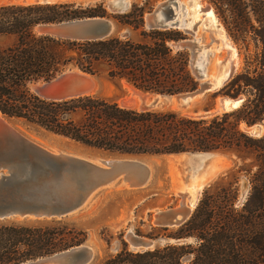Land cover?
I'll use <instances>...</instances> for the list:
<instances>
[{
  "label": "trees",
  "instance_id": "16d2710c",
  "mask_svg": "<svg viewBox=\"0 0 264 264\" xmlns=\"http://www.w3.org/2000/svg\"><path fill=\"white\" fill-rule=\"evenodd\" d=\"M245 53L243 69L220 93L243 95V105L205 120L169 109H127L95 95L64 101L39 98L31 85L77 70L104 75L138 90L166 95L191 93L199 82L190 52L174 48L181 32L144 28L145 5L108 14L103 2L0 5V113L82 146L123 156L222 153L235 158L227 174L204 192L191 217L176 228H151L148 238L166 242L148 250H120L98 264H264V134L242 126L264 125V0H209ZM110 17L135 33L72 41L38 34L44 24ZM210 106V105H209ZM248 194L236 204L239 181ZM86 233L63 223L0 221V264H20L86 241ZM186 239L184 243L172 240Z\"/></svg>",
  "mask_w": 264,
  "mask_h": 264
},
{
  "label": "water",
  "instance_id": "95a60500",
  "mask_svg": "<svg viewBox=\"0 0 264 264\" xmlns=\"http://www.w3.org/2000/svg\"><path fill=\"white\" fill-rule=\"evenodd\" d=\"M22 4H55L61 0H8ZM170 0L158 5L144 16L145 27L156 30H182L189 39L175 43L180 49L190 52V68L199 82L198 89L191 93L166 95L138 90L125 99L122 106L138 111L163 109L176 106L189 108L213 93L214 102L200 112H194L195 119L205 120L240 108L245 97L221 95L219 93L233 77L235 70L215 86L205 72V59L200 56L201 41L192 29L184 26L176 18L169 5ZM176 4V3H174ZM110 14L126 12L131 3L127 0H108ZM206 8H211L208 5ZM214 12V10H213ZM116 25L110 17L84 18L56 24H44L35 28L38 34L72 41L99 40L114 34ZM218 65L214 66L216 71ZM96 75L77 70L57 73L48 80L31 85L33 92L46 101H64L91 95L96 88ZM12 120L0 113V221H50L65 218L81 210L90 197L99 189L113 183L125 184L130 188H141L149 180L148 166L134 158L100 159L99 161L70 156L60 151L51 152L30 141L7 121ZM250 136L264 134L263 124L244 126ZM190 155H212V153H188ZM3 172L5 175H3ZM186 193L180 194L176 207L158 211L152 224L159 228H176L184 224L198 205L185 202ZM130 249L148 250L163 245L166 241H157L138 236L131 231L125 235ZM184 243L186 239L172 240ZM95 251L92 247L81 244L70 249L39 257L20 264H92Z\"/></svg>",
  "mask_w": 264,
  "mask_h": 264
},
{
  "label": "rangeland",
  "instance_id": "374dc122",
  "mask_svg": "<svg viewBox=\"0 0 264 264\" xmlns=\"http://www.w3.org/2000/svg\"><path fill=\"white\" fill-rule=\"evenodd\" d=\"M107 1L108 0H75L74 2L83 6L96 2H103L106 12L110 14L107 7ZM127 1L131 3V6L133 4L142 6L146 2V0ZM166 1L168 0H149V3L145 5L146 10L144 16ZM195 2L201 3V13H196L195 7L191 10V6L197 4ZM6 4L22 5V3L16 1L0 0V5ZM169 5H172L171 8L177 15L176 18L184 21L191 18H198L202 21L205 20L203 17L205 12L202 11H205L206 7L210 5L214 10V14L217 17L219 24L223 27L224 32L227 33L226 36L228 37V40L232 43L238 54L239 63L235 68L234 76L243 69L245 53L247 52V54L251 55L255 53L256 43L250 39L247 41L249 45L248 51H245L240 43L236 44L222 17L209 0H170ZM198 22L196 23L198 24ZM199 26L200 31H197L196 36L200 39L202 44L206 45L210 43V39L207 32L202 29H208L211 31V29L213 30V27L208 25L207 21L200 23ZM144 28L147 29L145 27V21ZM177 31L182 33L184 39L190 38V35H185L182 30L179 29ZM113 35L121 37L129 36L130 38L136 39L134 32L127 28L120 29L117 26L115 27ZM212 45L217 46V43L214 42ZM174 48L176 47L174 46ZM216 59H221V61L224 60V52L218 51L217 53L210 51V54L205 60V72L207 74L211 72L213 62ZM96 80L97 85L91 95L98 96L99 98L110 102H115L120 106L121 102L130 97L134 92L130 90L131 87L125 82L112 81L104 75L96 76ZM222 88H220V90ZM220 94L223 95L222 93ZM215 96L216 95H213V93H210L203 100L186 109H181L176 106L164 107L163 109L175 110L185 116H193L194 112H200L201 110L207 109L209 105L214 102ZM12 120L16 129L27 139L51 152L60 151L70 156L92 160L134 158L148 166L150 176L148 182L143 187L130 188L123 186L120 183H113L96 191L81 210L62 218L63 223L86 233V241L83 244L92 247L95 251V258L92 264H98L104 257L117 253L121 248L122 242H125L129 248L125 240V235L129 231L138 236L147 237L151 232V228H158L152 224L153 216L158 211H163L170 207H176L180 201V194L184 192L183 187L187 188L193 182H203L204 184L197 200L199 204L204 192L209 190L216 182L220 181V179L224 177L235 164L234 156L218 152L203 157V160L196 158L193 155H189L188 153L157 156L117 155L88 148L62 137L50 134L44 130L28 127L20 120ZM3 175H5L4 172ZM248 190L245 178L241 176L239 181L238 198L236 201L238 206L245 202ZM190 200L186 198V203L188 201L190 202ZM30 222L32 223L36 221H27V223ZM156 240L165 241L164 239Z\"/></svg>",
  "mask_w": 264,
  "mask_h": 264
},
{
  "label": "bare ground",
  "instance_id": "6f19581e",
  "mask_svg": "<svg viewBox=\"0 0 264 264\" xmlns=\"http://www.w3.org/2000/svg\"><path fill=\"white\" fill-rule=\"evenodd\" d=\"M74 1L75 0H61L60 3L74 2ZM32 3H33L32 1L26 2V4H32ZM195 3H197V2H195ZM200 5H201V3L199 2V3L195 4V6H191V10H192L193 7H195L196 13L200 12L202 10ZM202 12H205L204 16H203L205 18V20H203V21L198 19V18H195V19L191 18L192 20L189 19L187 21L180 20V19L179 20L182 21L184 26H186L189 29H192V27H194V35L195 36L197 34V31H200V26H199L200 23L207 21L208 25H211L213 27V30L211 29V31L208 30V29L207 30L206 29H202L203 31H206L207 34L209 35L210 43H208L206 45L202 44V48H201V51H200V56L202 57V59H205V57L210 54V51L217 52V53H218V51H223L224 52L225 59L222 60V61H221V59H216L213 62L212 70L209 73L210 74L209 75V79L212 80L213 84L215 86H220L221 82L228 76L230 71L231 70H235V68L238 66V63H239L238 62V60H239L238 59V54H237L234 46L232 45V43L228 40V37L226 36L227 33L224 32L223 27L221 26V24H219V22L217 20V17L215 16V14L213 12V9L212 8H206L205 11H202ZM199 18H200V16H199ZM204 18H202V19H204ZM196 22H198V24ZM214 42L217 43V46L212 45V43H214ZM215 65H218L217 68H216V71L214 69ZM130 90L134 91L135 93H137V91L134 90L132 87H131ZM122 103L123 102H121V106H122ZM12 121L13 120H8L7 122L11 126L16 128V126L14 125V123ZM243 128L244 127L242 126V129ZM193 156L196 157V158L202 159L203 157L210 156V155H193ZM94 160L99 161L100 159H94ZM122 185L123 186H127L125 184H122ZM203 185H204L203 182L202 183L193 182L187 188L183 187L184 192L181 193V194L186 193V195H185L186 198H188L189 200L191 199L190 202L188 201L187 203H190L192 205L197 203V200H198V197H199V194H200V192L202 190ZM185 202H186V200H185Z\"/></svg>",
  "mask_w": 264,
  "mask_h": 264
}]
</instances>
